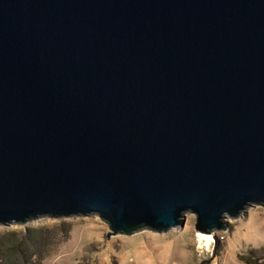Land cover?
Returning <instances> with one entry per match:
<instances>
[{
	"label": "water",
	"instance_id": "95a60500",
	"mask_svg": "<svg viewBox=\"0 0 264 264\" xmlns=\"http://www.w3.org/2000/svg\"><path fill=\"white\" fill-rule=\"evenodd\" d=\"M256 205L264 0H0V225L211 236Z\"/></svg>",
	"mask_w": 264,
	"mask_h": 264
},
{
	"label": "rangeland",
	"instance_id": "374dc122",
	"mask_svg": "<svg viewBox=\"0 0 264 264\" xmlns=\"http://www.w3.org/2000/svg\"><path fill=\"white\" fill-rule=\"evenodd\" d=\"M226 220L228 229L216 231L209 244L196 231L193 213L186 214L183 226L167 232L145 229L109 239L108 225L98 215L42 217L26 225H0V234L70 225L68 238L54 247L43 264H248L244 257L250 256V251H254L256 261L264 262V207L251 206L240 217Z\"/></svg>",
	"mask_w": 264,
	"mask_h": 264
},
{
	"label": "trees",
	"instance_id": "16d2710c",
	"mask_svg": "<svg viewBox=\"0 0 264 264\" xmlns=\"http://www.w3.org/2000/svg\"><path fill=\"white\" fill-rule=\"evenodd\" d=\"M70 232L71 226L65 223L6 231L0 234V264H43ZM253 254L250 251V256L244 257L248 264H264L256 261Z\"/></svg>",
	"mask_w": 264,
	"mask_h": 264
},
{
	"label": "bare ground",
	"instance_id": "6f19581e",
	"mask_svg": "<svg viewBox=\"0 0 264 264\" xmlns=\"http://www.w3.org/2000/svg\"><path fill=\"white\" fill-rule=\"evenodd\" d=\"M199 236H200V238H202L203 240H206V241H207V244L211 243V241H214V237H213V235H211V236H202V235L199 234ZM209 237H210L211 239H209Z\"/></svg>",
	"mask_w": 264,
	"mask_h": 264
},
{
	"label": "snow or ice",
	"instance_id": "6c2138e0",
	"mask_svg": "<svg viewBox=\"0 0 264 264\" xmlns=\"http://www.w3.org/2000/svg\"><path fill=\"white\" fill-rule=\"evenodd\" d=\"M209 239H211V238L209 237Z\"/></svg>",
	"mask_w": 264,
	"mask_h": 264
}]
</instances>
